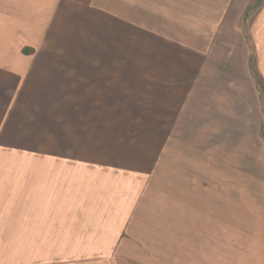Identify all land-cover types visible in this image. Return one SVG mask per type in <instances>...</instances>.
<instances>
[{
	"label": "crops",
	"instance_id": "crops-1",
	"mask_svg": "<svg viewBox=\"0 0 264 264\" xmlns=\"http://www.w3.org/2000/svg\"><path fill=\"white\" fill-rule=\"evenodd\" d=\"M238 7L0 0V264H115L104 256L142 242L139 187L172 137L193 147L190 121L253 88L247 59L264 71V1L254 54L219 44Z\"/></svg>",
	"mask_w": 264,
	"mask_h": 264
},
{
	"label": "rangeland",
	"instance_id": "rangeland-1",
	"mask_svg": "<svg viewBox=\"0 0 264 264\" xmlns=\"http://www.w3.org/2000/svg\"><path fill=\"white\" fill-rule=\"evenodd\" d=\"M242 1L249 8L244 14L239 7L229 10L219 44L226 49L236 37L245 54H254L250 28L264 0ZM242 79L253 88H245L241 104L228 98L222 115L205 112L190 121L193 147L172 137L157 171L139 187L147 197L140 224L132 228L142 242L108 253L106 261L122 256L121 264H203L200 258L207 264H264V71L256 68L255 54Z\"/></svg>",
	"mask_w": 264,
	"mask_h": 264
}]
</instances>
